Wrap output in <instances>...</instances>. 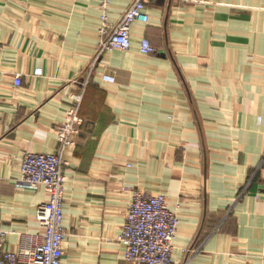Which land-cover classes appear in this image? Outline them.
I'll return each instance as SVG.
<instances>
[{
	"label": "crops",
	"instance_id": "obj_1",
	"mask_svg": "<svg viewBox=\"0 0 264 264\" xmlns=\"http://www.w3.org/2000/svg\"><path fill=\"white\" fill-rule=\"evenodd\" d=\"M133 1H110L112 27ZM146 10L128 50L98 54L101 0H0L4 248L43 233L50 194L20 183L21 162L59 151L70 94L87 82V123L64 152L63 263L131 264L119 237L138 190L179 216L171 264H264V0Z\"/></svg>",
	"mask_w": 264,
	"mask_h": 264
},
{
	"label": "built area",
	"instance_id": "obj_2",
	"mask_svg": "<svg viewBox=\"0 0 264 264\" xmlns=\"http://www.w3.org/2000/svg\"><path fill=\"white\" fill-rule=\"evenodd\" d=\"M111 0H101L103 14L99 29L101 42L98 54L105 51L128 50L132 44L131 31L136 22L147 23V5L151 0H134L115 27L109 20ZM144 54L157 52L147 38L141 42ZM22 83L16 78V85ZM85 82L80 91L70 94V106L61 124L57 127L59 151L56 153L27 152L21 162L20 183L29 186H44L50 194L48 201L38 206L37 219L44 228L37 235L22 236L19 250L4 248L7 231L0 230V264H64L62 243L65 238L64 199L68 177L64 167L68 162L64 152L77 144L87 121L81 115L84 100ZM180 219L169 208L165 194H145L133 191L132 201L119 240L126 248L125 258L131 264H171L175 250ZM39 240V239H38Z\"/></svg>",
	"mask_w": 264,
	"mask_h": 264
}]
</instances>
